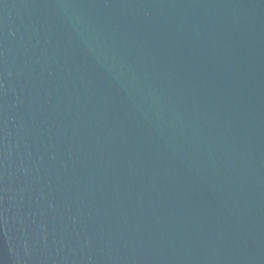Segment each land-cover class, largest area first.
I'll list each match as a JSON object with an SVG mask.
<instances>
[{"label": "water", "instance_id": "obj_1", "mask_svg": "<svg viewBox=\"0 0 264 264\" xmlns=\"http://www.w3.org/2000/svg\"><path fill=\"white\" fill-rule=\"evenodd\" d=\"M0 264H264V0H0Z\"/></svg>", "mask_w": 264, "mask_h": 264}]
</instances>
